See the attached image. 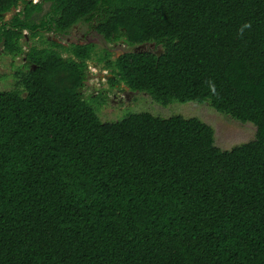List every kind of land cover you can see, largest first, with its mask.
Returning a JSON list of instances; mask_svg holds the SVG:
<instances>
[{
  "label": "trees",
  "instance_id": "1",
  "mask_svg": "<svg viewBox=\"0 0 264 264\" xmlns=\"http://www.w3.org/2000/svg\"><path fill=\"white\" fill-rule=\"evenodd\" d=\"M80 22L132 50L48 35ZM0 54L22 57L0 88V264H264V0H0ZM91 59L255 136L221 149L197 117L103 121Z\"/></svg>",
  "mask_w": 264,
  "mask_h": 264
},
{
  "label": "rangeland",
  "instance_id": "2",
  "mask_svg": "<svg viewBox=\"0 0 264 264\" xmlns=\"http://www.w3.org/2000/svg\"><path fill=\"white\" fill-rule=\"evenodd\" d=\"M48 10V4L43 5L42 14ZM11 12L5 14L4 19H8ZM55 39L64 44L70 43H93L95 48V57L105 52L110 53V59L124 51L130 50L121 39L113 42L105 41L92 28L90 22H80L74 25L66 34L48 33ZM35 44L41 46V40L38 38L30 39L23 43L26 49L27 45ZM141 49L158 50L153 44H143ZM132 50V49H131ZM66 53H63L65 55ZM22 64V57H11L7 54H0V88H11L15 78V71ZM88 76L85 80L82 92L84 95L96 94L101 92L105 97L104 103L100 106L98 114L103 121H113L123 118L128 112L146 111L153 115L167 118L171 115H180L183 117H197L214 128L215 144L221 149H230L233 146L252 140L255 136V125L251 122H241L229 115L216 111L208 100L203 102H177L172 101L163 105L151 98L144 91H131L124 83L111 85L108 78L112 75L110 68H105L103 62H97L95 59L88 61ZM3 77V78H2Z\"/></svg>",
  "mask_w": 264,
  "mask_h": 264
},
{
  "label": "water",
  "instance_id": "3",
  "mask_svg": "<svg viewBox=\"0 0 264 264\" xmlns=\"http://www.w3.org/2000/svg\"><path fill=\"white\" fill-rule=\"evenodd\" d=\"M141 47H142V46H141ZM139 48H140V47H139V46H137V47L135 48V50H136V49L138 50ZM158 53H159V52H158Z\"/></svg>",
  "mask_w": 264,
  "mask_h": 264
},
{
  "label": "built area",
  "instance_id": "4",
  "mask_svg": "<svg viewBox=\"0 0 264 264\" xmlns=\"http://www.w3.org/2000/svg\"><path fill=\"white\" fill-rule=\"evenodd\" d=\"M34 2L37 1V0H33Z\"/></svg>",
  "mask_w": 264,
  "mask_h": 264
},
{
  "label": "clouds",
  "instance_id": "5",
  "mask_svg": "<svg viewBox=\"0 0 264 264\" xmlns=\"http://www.w3.org/2000/svg\"><path fill=\"white\" fill-rule=\"evenodd\" d=\"M246 27H247V25H246Z\"/></svg>",
  "mask_w": 264,
  "mask_h": 264
}]
</instances>
